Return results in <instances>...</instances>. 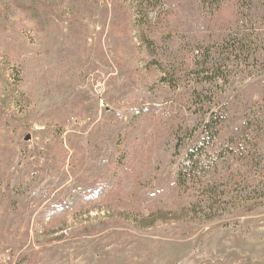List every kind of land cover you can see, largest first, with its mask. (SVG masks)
<instances>
[{"label":"rangeland","instance_id":"1","mask_svg":"<svg viewBox=\"0 0 264 264\" xmlns=\"http://www.w3.org/2000/svg\"><path fill=\"white\" fill-rule=\"evenodd\" d=\"M230 4L204 15L196 0H0V264H264V195L209 209L206 179L175 176L212 114L221 138L254 115L264 123L263 24L247 55L211 49L222 78L191 74L199 47L237 26ZM117 117L105 154L102 128ZM262 126V159L230 156L219 192L244 177L264 189ZM76 187L93 191L42 215Z\"/></svg>","mask_w":264,"mask_h":264},{"label":"trees","instance_id":"2","mask_svg":"<svg viewBox=\"0 0 264 264\" xmlns=\"http://www.w3.org/2000/svg\"><path fill=\"white\" fill-rule=\"evenodd\" d=\"M197 6L203 12L210 13L211 15L215 14L219 10L225 7L226 3H230V8L236 17L237 21L234 22V25H237L234 28H229L227 34H225L220 44H207V46L202 50V46L199 47L200 52H197L198 70L191 71L192 75H210L213 76L212 79H209V76H205V81H213L215 79H220L223 76L219 74L220 64L219 61L215 60L214 57L216 50L225 45L226 52L231 56H234L236 60L239 55H247L246 52H249L250 36L249 33L253 35L255 32V26L257 24L264 25V4L261 5V8L254 7V0H196ZM249 22V25H247ZM247 23V24H246ZM248 34H246V32ZM215 48L214 50H211ZM195 49V48H194ZM196 51V49H195ZM240 55V56H241ZM216 58V57H215ZM248 59V58H246ZM244 60H242L243 62ZM249 62V61H248ZM204 77V76H202ZM133 113V112H131ZM110 115L109 110L104 113ZM115 119L112 123L107 125L106 128H102V151L106 154L112 153V148L114 141L118 137L117 135L122 128V118H113ZM225 119L221 114L215 113L212 114V117L203 125L201 128L200 136L196 141L194 140L186 148V153L182 159L176 162V181L180 186L185 185L189 182L193 186L201 185L202 180L206 179V186L203 188H210L205 190L206 194L204 198L207 199L210 204L208 208L211 209V206L216 205L219 201V197L228 195L230 201V207L232 210L239 208V206H244L248 201L254 198H261L264 195V189L259 188L247 191L246 188L249 187L247 179L244 177L241 182H234L224 185V188H230V193L228 192H219L217 188H220L223 184L222 181L225 180L224 170L219 169V165H227L226 168L230 169L229 164L233 163V160L230 156L241 155L242 158H245L249 161H260L262 155L259 147V143L256 142L258 139L259 133L258 130L263 128L262 120L258 115L252 116V118H247L241 125L233 124L232 128L226 130L227 137H220L221 133L224 131L227 125L224 124ZM253 133V135H251ZM257 135V136H256ZM117 136V137H116ZM175 138L177 139V144L175 146L176 150L180 147L179 141H181L180 136L176 133ZM179 140V141H178ZM237 171H235V174ZM211 175L214 176V180L211 179ZM231 179H235L233 174ZM244 184V185H243ZM44 189H39L38 194H43ZM93 191L92 187H76L73 190L65 191V199L59 204V206H51L47 208L42 215L44 217H49L54 214L65 212L72 209L76 204L88 194ZM215 199L218 202H215ZM218 207V206H217Z\"/></svg>","mask_w":264,"mask_h":264}]
</instances>
